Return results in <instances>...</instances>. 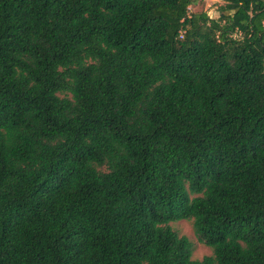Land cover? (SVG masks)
<instances>
[{"label": "trees", "instance_id": "1", "mask_svg": "<svg viewBox=\"0 0 264 264\" xmlns=\"http://www.w3.org/2000/svg\"><path fill=\"white\" fill-rule=\"evenodd\" d=\"M219 1L0 0V264H264V0Z\"/></svg>", "mask_w": 264, "mask_h": 264}, {"label": "rangeland", "instance_id": "2", "mask_svg": "<svg viewBox=\"0 0 264 264\" xmlns=\"http://www.w3.org/2000/svg\"><path fill=\"white\" fill-rule=\"evenodd\" d=\"M221 2L218 0H195L188 12H204L209 18H215L218 15V7ZM169 227L178 235L185 237L192 244L191 260H200L204 256L210 255V250L200 243L192 231L190 221H177L168 224Z\"/></svg>", "mask_w": 264, "mask_h": 264}, {"label": "built area", "instance_id": "3", "mask_svg": "<svg viewBox=\"0 0 264 264\" xmlns=\"http://www.w3.org/2000/svg\"><path fill=\"white\" fill-rule=\"evenodd\" d=\"M181 35V34H180Z\"/></svg>", "mask_w": 264, "mask_h": 264}, {"label": "crops", "instance_id": "4", "mask_svg": "<svg viewBox=\"0 0 264 264\" xmlns=\"http://www.w3.org/2000/svg\"><path fill=\"white\" fill-rule=\"evenodd\" d=\"M219 1V0H218Z\"/></svg>", "mask_w": 264, "mask_h": 264}]
</instances>
